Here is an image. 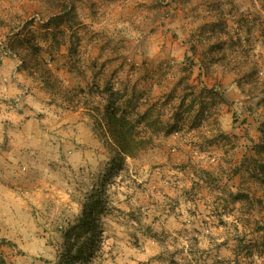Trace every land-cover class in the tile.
<instances>
[{"label": "rangeland", "instance_id": "374dc122", "mask_svg": "<svg viewBox=\"0 0 264 264\" xmlns=\"http://www.w3.org/2000/svg\"><path fill=\"white\" fill-rule=\"evenodd\" d=\"M164 1L0 0V55L17 44L22 53L29 51V60L45 59L61 79L59 91H49L36 68L32 71L37 79L18 71L44 123L50 125L46 117L53 120L49 134L64 138L67 126L81 118L80 138L90 125L112 142L105 119L80 103L96 105L108 85L119 92L116 103L127 110L135 137L145 139L143 148L134 158L127 157L120 173L110 176L105 186V238L95 264H264V204L243 211L241 200L235 199H243L245 185L234 174L260 135L262 110L253 114L248 107L256 108L261 90L246 82L240 90L236 81L246 70L232 65L250 59L264 73V0H211L215 6L204 0ZM225 18L229 27L241 22L234 24V47L215 49L217 58H226L209 62L207 45L230 40L223 33L205 34L204 25ZM4 59L11 65L22 60L18 55ZM227 60L233 62L228 65ZM186 83L189 87L184 89ZM71 87H82L86 97L72 102L65 95ZM222 91L226 101L219 96ZM200 99L215 102L212 114L203 118L197 115ZM1 104L16 111L7 99ZM171 124L173 132L167 134ZM55 135L42 149L46 155L39 152L44 160L40 164L48 170L38 166L40 171L32 172L22 164L21 172L8 175L21 187L17 192L23 199L22 192L41 186L31 181L51 182L57 188L39 190L51 201L50 195H55L47 217L42 206L30 207L26 201L2 216L8 222L7 229L0 222V235H5L0 239L6 240L0 244V255L6 264L56 262L62 243L56 220L61 216L53 213L70 210L72 198L80 204V215L81 200L108 168L111 154L97 137V144L83 147L91 157L87 170L69 173L61 162V168H55L49 160L65 155L67 148L58 146ZM36 143L39 151L44 144ZM245 180L251 198L262 195L254 193L259 184L247 174ZM167 188H173L172 194ZM192 216L196 220L184 221ZM205 226L212 235L205 247L197 246L189 235ZM185 241L190 244L186 251Z\"/></svg>", "mask_w": 264, "mask_h": 264}, {"label": "trees", "instance_id": "16d2710c", "mask_svg": "<svg viewBox=\"0 0 264 264\" xmlns=\"http://www.w3.org/2000/svg\"><path fill=\"white\" fill-rule=\"evenodd\" d=\"M209 3V6H215V1L211 0H204ZM230 16V15H229ZM227 18V16H226ZM226 18L220 20L216 24L208 23V28L204 27L205 34L210 32L213 33H223L226 35L230 41H215L213 44L207 45V54L210 55V58L213 63H218L221 58H226V55L217 58L214 54L215 49L224 47H234L235 44L233 42V32H237L235 25H239L241 22L234 21L232 26L226 22ZM215 27H218L219 32H216ZM231 28L234 30L231 31ZM204 34V33H203ZM12 49V50H11ZM10 50L20 58H22V63L17 68V71H24L27 73L28 76L37 79L36 73L32 71L33 68H36L38 72L41 74L39 78L44 86V88L48 89L49 91H59L61 79L58 75L52 71L51 68L46 65L45 59L41 60H29V51L26 50L24 53L20 51V47L17 44H13L10 47ZM250 59H246L244 61L238 62L235 61L232 65L234 68L239 67L242 65L246 71L240 74L239 79L236 81V85L242 91H244V84H250L254 86L256 89L260 88L261 98L257 101L256 108L248 107L249 112L256 114V109L262 110L258 113V116L264 118V73L257 68V64H251ZM233 61L227 60L225 61L226 64H230ZM206 63V62H205ZM204 63V65H205ZM240 64V65H238ZM248 66V67H247ZM250 66V67H249ZM72 72L70 71V74ZM262 74V75H260ZM257 81V85L256 82ZM189 87V84L186 83L184 89ZM212 89L208 90V93H212ZM219 96L223 101H226L227 98L225 97L224 93L221 92ZM119 92L114 93L113 89L110 86L106 85L102 89V95L98 101V103L92 107L89 106L88 101H82L84 106L87 108H93L97 111L106 121L108 132L112 138V142L107 139L106 136L101 135L98 133V129L94 126H90L91 131L95 135V137L99 138V143H104L109 153L111 154V158L108 164V168L106 169L105 173H102L101 177L98 180H94L95 184L98 182L97 185H93L91 192L81 200V214L79 216H68L67 213H60V219L56 220L58 228H60L61 236H62V243H61V250L58 256V259L53 264H95L97 258L100 257V253L103 250V242H104V228L101 225V218L108 213L107 209V189L105 188L106 184L108 183V179L110 176H117L123 168L124 160L128 158H134L136 156L137 150H141L143 147L142 143L145 139L136 138L133 129L135 125H131L126 117L127 110L122 108L121 106L117 105L116 102L119 100ZM66 97L74 101L75 98L82 99L86 97V92L82 87H71L69 90L65 92ZM213 96V100H215V94ZM182 98L184 99L185 96L183 95ZM182 99V100H183ZM197 100V97H194L191 101V106ZM79 102V100H78ZM215 103V102H214ZM214 103L210 101H206L205 99H200L199 107L197 111V115L203 118L206 116L205 114H212L211 107L214 106ZM145 114L142 116L144 117ZM140 120H138L139 122ZM172 124L169 125L167 134L172 133ZM260 131V135L253 143V148L251 155L248 157H244L242 163L235 169L234 174L240 177V181L242 184L245 185L243 189V199L236 196L237 201L241 200V209L246 211L250 207H258L264 204V121L258 127ZM221 132V131H220ZM223 135V134H222ZM213 144V141L209 142ZM103 144V145H104ZM203 151V150H202ZM205 152V151H204ZM55 161H50L51 165L55 168H61L62 165H59L60 159H54ZM250 179H253L258 185L255 187L254 193H258L259 191L262 193L259 197L255 199L250 197L251 187L246 185L245 175ZM253 192V189H252ZM76 194H73V198L77 201H80L79 198L75 197ZM259 221V220H258ZM257 221V223H259ZM59 222H62L59 225ZM55 223V222H54ZM55 223V224H56ZM264 232V223L263 227H261L260 231ZM264 238V234H263ZM6 242L5 238L0 239V244ZM261 243L264 244V239H261ZM0 264H6L5 259L0 255ZM50 264V263H47Z\"/></svg>", "mask_w": 264, "mask_h": 264}, {"label": "crops", "instance_id": "0c3cea01", "mask_svg": "<svg viewBox=\"0 0 264 264\" xmlns=\"http://www.w3.org/2000/svg\"><path fill=\"white\" fill-rule=\"evenodd\" d=\"M9 61V59H4L0 64V77H6L5 82L0 81V222L3 223L6 229L8 228V222L6 218L2 216H5V213H7L9 216L14 208H16V206L19 208L20 205L24 206V201L29 202L28 205H30V207L42 206L43 213L45 212V217H47V212L50 208V204L56 201V199L54 198L55 195H50L52 198L51 201V199L46 197L48 196V193L42 195L43 192L39 190H54L57 188V185L52 184L51 182L31 181V183L33 182L34 184H39L41 186L30 188L32 189L31 193H28L27 191L22 192L23 194L21 193V195H23V199L17 192L21 187H18L14 183L12 177H8V175H14L17 172H21L18 169H20V166L22 164H24L22 168L32 172L33 170L40 171L39 168H36L38 166H40V168L48 170V168H44V165L41 166L40 162H43L44 160L39 158V152L46 155V151H42V149L45 148L47 142H50V138L55 135H53L52 133L49 134V128L52 126L51 121L53 120L49 117H46V121H48L50 125L48 126L44 123L45 120L40 117V113H38V110L35 108L37 105H32L31 103V95L25 97L24 108L22 110H9V108L1 104L2 101H5L6 99H12L19 95L21 93L22 87L26 85L25 80L23 79V76L21 74L22 71L18 72L17 75L13 77L12 74L15 68V64L11 65ZM82 122L81 118H78L75 120L74 124L72 123L68 125V128L66 127L68 131L64 138H60L58 134L55 135L56 139L58 140V146H63V148L67 147L65 155H61L60 158L56 159H60V162L66 165V169L68 170V172L71 169H73V171L71 170L72 172L79 170L80 173L84 172L85 169L87 170V165L89 163V160H91V157L87 154V150H83V147H85V144H87L88 142V144H92L93 141L96 144L98 142L95 135L91 131V128H89V125V127H87L88 132H86L84 135L85 137L80 138L83 135L81 132H79L78 134L77 132L81 130L79 124H81ZM78 138H80V140H78ZM36 142H42L44 144L43 146H41V144L39 145V151ZM31 143H33L34 146L30 145ZM76 143H78V145ZM63 151H65V149ZM46 157L48 158V156H45V158ZM52 160L53 158L49 160V162ZM44 184L46 185V187ZM167 190L172 194L173 188H167ZM57 201L60 202L59 200ZM77 205L80 204L76 201H73L71 198L70 203H68V209L70 210L66 212L68 216H74L75 214L79 215L80 210L77 209ZM54 208L55 207L53 205L51 212H53ZM56 213L60 215V212L55 211L53 213V216ZM50 215H52V213ZM169 216V214L166 215V217ZM194 217H186L184 221H194L196 220L194 219ZM169 218L175 219L173 216H170ZM209 228L210 227L206 226L202 228L198 227L197 229H194L193 232L189 235H193L192 240L197 243V246L201 244L202 247L206 246V243L204 241H207V237H210L212 235V231ZM1 230L2 229L0 226V231ZM4 236L5 235H0V237ZM185 237H187V235H185ZM184 246V251H186V249L188 250L190 244L185 241ZM209 247L210 253L212 252V245H210V243Z\"/></svg>", "mask_w": 264, "mask_h": 264}, {"label": "built area", "instance_id": "2783aa9c", "mask_svg": "<svg viewBox=\"0 0 264 264\" xmlns=\"http://www.w3.org/2000/svg\"><path fill=\"white\" fill-rule=\"evenodd\" d=\"M164 3H168V0H165ZM34 18H36L37 20H40V17L39 15H36ZM6 49H4L3 52H1V55H0V64L2 63V60L4 57H7V56H13V57H16V55L7 47H5ZM22 63V60H17V63L15 65V68L13 70V77L16 76L17 74V68L19 67V65ZM0 81H3L5 82L6 81V77L5 78H2L0 77ZM29 87L24 85L22 87V90H21V93L19 95H17L16 97L8 100V103L10 104L11 107H13L14 109L16 110H22L24 108V99L26 96L29 95Z\"/></svg>", "mask_w": 264, "mask_h": 264}]
</instances>
